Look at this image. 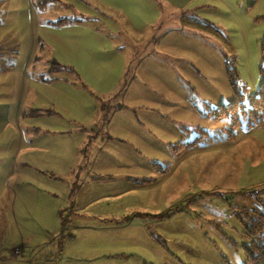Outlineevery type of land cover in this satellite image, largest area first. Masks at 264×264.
Masks as SVG:
<instances>
[{"label": "rangeland", "instance_id": "obj_1", "mask_svg": "<svg viewBox=\"0 0 264 264\" xmlns=\"http://www.w3.org/2000/svg\"><path fill=\"white\" fill-rule=\"evenodd\" d=\"M174 1L185 3L182 10L174 8L173 1L167 2L171 8L160 9V21L170 19L165 24L168 31L164 39L181 44L173 51L184 59L186 69H193L196 78L187 75L190 80L180 82L183 94L178 97L167 94L166 101L171 103L168 107H178L169 117L173 135L165 132L161 138L163 144L143 148L129 135L130 128L122 125L120 134L125 136L118 142V173L115 174L118 178H114L118 179V203L100 198L96 205L73 214V205L79 200L71 191L64 195L58 190V195L51 198L41 194L37 208L31 206L33 201L30 199L21 203L16 199L13 192L18 193L19 185L15 186L14 179L9 183V170L5 168L18 141L11 129L9 133L14 145L3 152L2 162L4 158L7 162L0 168V264L245 263L243 246L248 240L243 234L251 219L242 220L240 215L246 214L243 210L256 211L264 206V121L251 129L231 132L229 118L219 121L204 118L199 110L205 111L206 102L219 107L235 98L228 69L238 76L239 87L246 85L250 94L259 90L263 78L260 67L264 63L261 53L264 0ZM148 2L153 0L2 1L0 67L13 64L21 68L28 59L31 45L35 44L34 56L41 58L33 62L30 75L49 76L50 63L57 64L55 58H58L64 64L62 67L72 69L75 74L61 71L54 78H74L76 83L85 86L84 76L78 72L84 69L78 50H73L77 53L74 54L65 48L70 30L75 47L82 46L78 40L80 34L90 40V50L95 43L100 45L102 42L100 57L96 50L94 56L109 61L106 66L101 65L105 68L101 72H108L107 79L89 81L96 89L93 91L96 99H90L89 106L97 105L100 101L97 98L104 100L112 96L115 99L118 95V106L123 100L126 106L133 107L135 95L143 99L139 105L159 108L153 100L156 83L148 78L147 63L141 60L143 54L152 51L147 49L151 43L148 40L153 41L154 23L158 18ZM194 8L198 9L194 17L199 21L195 20L202 25L208 24L219 34L182 20L183 11L186 9L188 14L187 11ZM119 11H126L133 18L138 34L131 33L130 36H138L142 46L139 52L126 48V56L132 53L135 56L116 80L122 69L119 71L118 61H110L116 54L111 46L118 43L123 46L124 41L114 39L113 34L121 29L128 33L130 27ZM64 18L85 20L82 22L85 27L76 22L51 23ZM95 27L105 30V34L92 31ZM86 28L91 29L87 31ZM107 40L108 45H104ZM83 52L89 63L95 62L90 51ZM68 61L72 63L69 66L66 65ZM123 94L125 99H122ZM43 96L52 99L49 93L44 92ZM58 100L61 104L65 98L60 96ZM78 100L82 104L84 97L76 95V105ZM193 100L197 106H203L198 108L196 116L182 110ZM92 111L93 108L85 111L75 108L70 116L61 110L58 121L64 122L63 117L88 121ZM202 130L209 134L204 136ZM193 141L198 144L180 150L183 144ZM138 150H142V154L133 156ZM8 152L9 156H6ZM162 170L168 172L164 174ZM131 184L139 187L130 191ZM102 190L103 187L100 193ZM116 204L118 226L111 225L108 219L93 217L98 208ZM61 218L66 221L64 231Z\"/></svg>", "mask_w": 264, "mask_h": 264}, {"label": "crops", "instance_id": "obj_2", "mask_svg": "<svg viewBox=\"0 0 264 264\" xmlns=\"http://www.w3.org/2000/svg\"><path fill=\"white\" fill-rule=\"evenodd\" d=\"M2 1L5 0H0V2ZM172 1L176 4L174 0H153V2H148L149 7L154 9L158 18L154 23L153 41H150L152 39L148 40L151 43L147 49L151 48L152 51L143 54L141 58L142 62L145 61L147 63L146 73L148 78L156 83L153 100L158 103L155 104L159 108L156 107L157 105H155L156 108L139 105V102L143 101V99L141 96L136 98L135 95L132 100V102H135L133 107L131 105L126 106L123 100L118 106V95H115V99L112 96H109V98L105 97L104 100L97 98L100 100L99 103L93 107L89 106L90 99L96 97L93 95V91L96 89L92 87L89 81L100 82V79L106 80L108 72H101L105 69L101 65L106 66L109 61L99 60V54H101L99 49L103 50V47H101L102 42L100 45L95 43L94 48L90 50V40L84 35L80 36V34L78 40L82 42V46L75 47L73 43L74 37L71 35L70 30L67 32L69 41H67V47L65 48L67 52L78 50L77 53L84 64V69L78 70V72L83 74L84 78L82 80L86 81V83L84 82L86 87L76 83L74 78H54V75L59 72L53 73L51 70L52 66L49 68V76H43L41 73L38 75L31 73L30 75L29 71L33 62L41 58L40 56H34L35 44L31 45L28 59L21 68H17L13 64L4 68L0 67V168L7 160L4 158L2 162L1 156L3 152H7L9 147L14 145L9 133L13 129L15 132H12V135L18 138V141L5 168L9 170V183L14 179L15 186L19 185V196L18 193L13 192L19 203L30 199L33 201L31 206L37 208V200H40L39 195L46 194V196L51 198L58 195V190H61L64 195L71 191L73 197L79 200V203L75 202L73 205V214L84 212L90 206L96 205L100 198L118 203V179L114 178H118V175H115L118 173V142L124 139L125 136L120 134L122 125L126 129L130 128L129 135L135 138V143L143 148L163 144L162 135L165 132L169 136L173 135L170 130L172 126L169 117L171 116V111L173 109L177 110L178 107H168L171 103L166 101V97L168 98L167 94L169 93L170 96L173 95L174 97H178L181 93L183 94L179 85L180 82L189 81L190 79H187V75L195 79L196 74H194L193 69H186L184 59L179 58L178 52L173 51L176 50L175 48H179L181 44L172 41L168 42L164 39L168 31L165 24H168L170 19L160 21V9L171 8L168 3ZM184 4L177 3L174 8L182 10L181 7H184ZM194 9L188 10V14L185 13V9L182 20L191 25L196 23L197 26L211 31L214 30L219 34V31L208 24L202 25L198 23L197 21L199 20L194 17L198 9ZM118 13L129 21L130 27L128 33L125 29H121L113 34L114 39L120 38L124 41L123 46L119 43L111 46L112 50H116V54L111 57L110 61H118L119 71L122 69L116 80L122 73L124 74L125 65L135 56L134 53L126 56V48H132L139 52L142 46V43H140L142 41L137 39L138 36L136 38L130 36L131 33L138 34L133 18L126 11H119ZM152 13L155 15L153 11ZM83 21L85 22V20H82L76 21V23H81V26L85 27L82 24ZM209 24L211 25V23ZM86 29L88 31L91 28ZM93 30L97 31V33L105 34V30L101 28L95 27ZM106 37L108 39V36ZM104 45H108V40ZM0 47L2 46L0 45ZM95 50L99 57L94 56ZM76 51H73V53L77 54ZM83 51H90V56L95 62L89 63ZM55 59L58 65H64L58 58ZM50 64L53 65V63ZM71 64L69 61L66 63L68 66ZM7 72L8 74H4ZM132 85L133 82L129 85L127 92ZM189 88L192 90V85ZM141 89L143 90V86H141ZM44 92L49 93L53 100L46 99L43 96ZM76 95L84 97L82 104H79L78 100L76 105ZM60 96L64 97L65 101L61 100L62 103H59V105L58 97ZM85 97L87 99L86 102ZM160 97L165 99L160 100ZM122 99H125L124 94ZM60 107L61 110L67 112L70 116H73L75 108H80L81 111L93 108V111L92 115L88 114V121H79L80 119L74 120L72 118L65 119L63 117L61 120L64 122L60 123L58 121V111H61ZM205 107V111L199 110L200 115H203L204 118L214 119L209 112L212 108L217 107H213L208 102L205 103ZM198 108H203V106H197L193 100L190 106H186L182 110L191 111L196 116ZM60 125L62 126L60 127ZM124 133H126V130ZM183 135L182 133V138ZM86 148H89V151ZM92 149L93 152H90ZM9 152L5 155L9 156ZM136 153L132 155H141L142 150H138ZM132 185L130 186V191L139 187L136 184L135 186ZM101 187H103L102 193H100ZM59 215L60 217L63 216L61 213ZM93 217L108 219L111 225L118 226V221L116 220L118 219V204L105 209L103 207L98 208L93 213ZM62 226V231H64L66 228L65 220H62Z\"/></svg>", "mask_w": 264, "mask_h": 264}, {"label": "trees", "instance_id": "obj_3", "mask_svg": "<svg viewBox=\"0 0 264 264\" xmlns=\"http://www.w3.org/2000/svg\"><path fill=\"white\" fill-rule=\"evenodd\" d=\"M76 21H82L78 18L76 19H61L54 24L62 25L67 23H73ZM261 53L264 61V41L261 45ZM52 72H61L68 71L75 74V72L66 67H62L58 64L53 63ZM260 74L262 75V82L259 90L250 94L249 89L246 85L241 87L236 83V74H233L231 69L227 70L228 79L231 83V86L235 89L236 96L235 98L227 104H223L217 108H212L209 112L211 116L216 120L222 118L230 119V128L231 131H236L240 128L251 129L261 124L264 121V63L260 67ZM231 131V132H232ZM202 133L207 135V131L202 130ZM203 137V136H202ZM198 143L196 141L183 144L181 149L191 148L196 146ZM165 174L168 170H162ZM243 209H241L242 211ZM246 213L240 215L242 220H246L248 217L251 219V223L246 227V232L243 236L248 240V244L243 246L245 253V263L244 264H264V206L262 209L256 211L243 210Z\"/></svg>", "mask_w": 264, "mask_h": 264}, {"label": "built area", "instance_id": "obj_4", "mask_svg": "<svg viewBox=\"0 0 264 264\" xmlns=\"http://www.w3.org/2000/svg\"><path fill=\"white\" fill-rule=\"evenodd\" d=\"M31 264V263H30ZM48 264H54V263H48Z\"/></svg>", "mask_w": 264, "mask_h": 264}]
</instances>
